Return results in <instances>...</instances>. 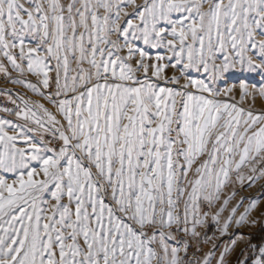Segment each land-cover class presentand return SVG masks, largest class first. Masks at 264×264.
<instances>
[{
  "label": "snow or ice",
  "instance_id": "snow-or-ice-1",
  "mask_svg": "<svg viewBox=\"0 0 264 264\" xmlns=\"http://www.w3.org/2000/svg\"><path fill=\"white\" fill-rule=\"evenodd\" d=\"M0 264H264V0H0Z\"/></svg>",
  "mask_w": 264,
  "mask_h": 264
}]
</instances>
